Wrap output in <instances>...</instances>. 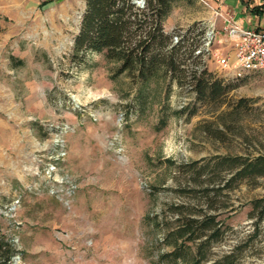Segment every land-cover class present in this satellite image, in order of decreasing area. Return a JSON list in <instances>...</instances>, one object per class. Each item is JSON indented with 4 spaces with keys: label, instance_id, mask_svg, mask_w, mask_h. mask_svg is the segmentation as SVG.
<instances>
[{
    "label": "rangeland",
    "instance_id": "374dc122",
    "mask_svg": "<svg viewBox=\"0 0 264 264\" xmlns=\"http://www.w3.org/2000/svg\"><path fill=\"white\" fill-rule=\"evenodd\" d=\"M220 1L176 0L164 32L197 24L204 36L216 18L220 30L234 11L264 8V0H239L232 16H218ZM84 8L85 0H0V241L13 251L8 263L184 264L168 255L167 233L212 215L222 235L206 245L202 264H264V219L255 227L250 205L264 197V177L230 180L221 165L264 155V73L240 79L218 104L197 101L164 68L139 80L118 74L102 53L76 63ZM232 48L222 28L214 55L202 58L226 84L233 80L215 54ZM181 142L188 154L177 157ZM187 246L191 260L196 245Z\"/></svg>",
    "mask_w": 264,
    "mask_h": 264
},
{
    "label": "trees",
    "instance_id": "16d2710c",
    "mask_svg": "<svg viewBox=\"0 0 264 264\" xmlns=\"http://www.w3.org/2000/svg\"><path fill=\"white\" fill-rule=\"evenodd\" d=\"M85 0L78 33L73 39L70 58L81 63L88 52L102 53L105 59L119 64L118 74L126 72L139 80H147L160 68L173 75H180L181 83L188 84L195 92L197 101L226 103L230 90L239 87V80L225 83L209 72L202 57L194 55L201 44L203 31L197 24L186 28L180 39L173 43L174 35L181 29L169 34L164 32L163 21L170 14L176 0ZM251 14L264 15V8L254 7ZM187 64L183 67L184 63ZM245 105L239 100L238 107ZM228 165L232 171L230 180L244 181L264 177V155L254 157H226L221 165ZM254 226L264 219V197L250 202ZM167 233L166 239L173 247L168 254L174 260L182 259L184 264H202L207 260L202 253L211 241L221 238L222 232L216 227L215 217L186 218ZM219 224V221H218ZM208 231L210 233L208 234ZM189 243L196 245V253L186 260L185 249ZM10 245L0 241V261L9 264L12 256Z\"/></svg>",
    "mask_w": 264,
    "mask_h": 264
},
{
    "label": "built area",
    "instance_id": "2783aa9c",
    "mask_svg": "<svg viewBox=\"0 0 264 264\" xmlns=\"http://www.w3.org/2000/svg\"><path fill=\"white\" fill-rule=\"evenodd\" d=\"M136 4L143 6V0H137ZM216 14L222 16L220 13ZM224 20V31L232 41L233 48L228 55L215 54L217 66L221 70L227 71L232 80H240L253 73H264V28H242L233 22L230 17L224 18ZM183 31L181 30L174 35L173 43L180 39ZM215 38L214 29L205 32L201 44L194 51V55L202 58L210 55L212 52L210 46Z\"/></svg>",
    "mask_w": 264,
    "mask_h": 264
},
{
    "label": "crops",
    "instance_id": "0c3cea01",
    "mask_svg": "<svg viewBox=\"0 0 264 264\" xmlns=\"http://www.w3.org/2000/svg\"><path fill=\"white\" fill-rule=\"evenodd\" d=\"M239 3H240L239 0H237V1L222 0V1H220V3H218V13L221 12L220 14L223 15L222 12H227L229 15L230 13L228 12V10L229 9L233 10V8L237 10L238 7H240ZM227 13H225V14H227ZM233 15H234L233 18L231 17L232 21L235 22L238 26H240L242 28H254V27L264 28V15L255 16L253 14H250L248 16H241L239 11H234ZM216 20H217V18H216ZM216 20L213 24V29L216 32V34L218 35L219 31H221L222 28L224 30L225 25L224 26L221 25V27H220L221 29L219 30L218 23H217L218 20H217V22H216ZM231 51H230V53H231Z\"/></svg>",
    "mask_w": 264,
    "mask_h": 264
},
{
    "label": "clouds",
    "instance_id": "9594fccd",
    "mask_svg": "<svg viewBox=\"0 0 264 264\" xmlns=\"http://www.w3.org/2000/svg\"><path fill=\"white\" fill-rule=\"evenodd\" d=\"M180 153H183L185 156L188 154L187 153V147H186V145L183 144V142H181L180 145L176 148L175 155H177V157H178V154H180Z\"/></svg>",
    "mask_w": 264,
    "mask_h": 264
}]
</instances>
